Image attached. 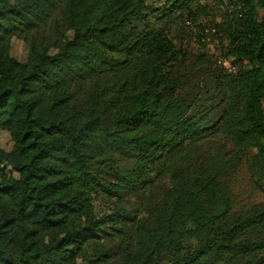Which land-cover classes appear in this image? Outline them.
Segmentation results:
<instances>
[{
	"label": "trees",
	"instance_id": "16d2710c",
	"mask_svg": "<svg viewBox=\"0 0 264 264\" xmlns=\"http://www.w3.org/2000/svg\"><path fill=\"white\" fill-rule=\"evenodd\" d=\"M0 133V264H264V0H0Z\"/></svg>",
	"mask_w": 264,
	"mask_h": 264
},
{
	"label": "rangeland",
	"instance_id": "374dc122",
	"mask_svg": "<svg viewBox=\"0 0 264 264\" xmlns=\"http://www.w3.org/2000/svg\"><path fill=\"white\" fill-rule=\"evenodd\" d=\"M49 12H50V9H49L48 5L45 3H42L41 7L37 11V14L39 15V22L36 24V27L39 28V30L41 32H44L46 29V14H48ZM190 46H191V44H190ZM217 47H219V45L217 42H215L214 44H208L207 48L209 49L210 53H214L218 50ZM13 54L17 57L22 56V49H21V46L18 42H16L14 45ZM225 65H226V67H229V65L227 63ZM0 144L3 147L8 146L7 137L3 133H0ZM250 152H251L254 160L258 161V155H257L255 149H251Z\"/></svg>",
	"mask_w": 264,
	"mask_h": 264
}]
</instances>
